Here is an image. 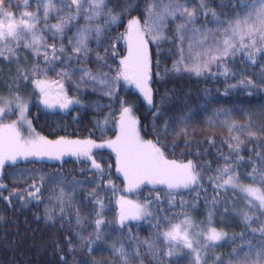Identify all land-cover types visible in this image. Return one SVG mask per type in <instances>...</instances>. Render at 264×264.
I'll return each instance as SVG.
<instances>
[{
  "label": "snow or ice",
  "instance_id": "obj_1",
  "mask_svg": "<svg viewBox=\"0 0 264 264\" xmlns=\"http://www.w3.org/2000/svg\"><path fill=\"white\" fill-rule=\"evenodd\" d=\"M188 4L189 0H167V2L154 0L148 6L143 22L140 16H131L127 20L124 33L115 38L108 36L107 39L110 41L124 40L127 45V55L118 60L116 68H111L105 57L99 52L96 53V60L104 61V67L110 68L112 73L110 75L108 72L94 74L91 69L71 67V65L73 61L87 60L92 52L89 41L95 39L99 47L101 36L108 31V27L120 23L122 16L130 14L134 6L130 5L120 12H115L108 7L107 0H61L59 4L53 3V0H37L36 11L25 10L17 13L14 9L29 8L30 0H23L22 5L17 3V0H0V59L7 63H16L15 74L10 75L12 83L6 85L7 94L0 93V189L7 188L3 183L6 165L14 167L25 162L52 160L62 162L65 156H72L90 166L88 169H79L80 173L87 171L93 174L84 180L76 177L69 180L59 171L45 174L39 169H19L20 173H30L25 181L27 187L24 193L16 191L9 193L8 197H3L9 205H12L13 199L17 198L24 206L33 201L39 204L42 202L41 193L45 184L54 185L58 192L54 190L47 199L55 201L60 206L59 216L63 220L64 206L71 205L77 187H82L85 183L94 184L88 195L94 204L95 218L89 220L88 217L81 216L79 209H76L75 227L63 229L61 225L62 230L71 231L72 234L65 236L62 242H54V255L59 257L60 264H69L67 258L62 255L65 250L73 253L80 249L91 253L95 250L94 246L107 244L108 234L104 231V227L110 226L113 222L105 219V210L110 205H106L105 199L100 195L102 191L111 193L108 199L114 202L117 209L114 223L118 228L123 229L133 221L139 222L146 218L155 220L153 225L155 232L150 239L145 238L141 241L139 237H132L129 229V237L138 242L134 252L137 258L139 245L142 244L157 257L171 258L174 250L180 248L190 257L188 264H208L210 249L220 247L228 241L234 243L237 238L241 240L244 238L243 232L237 237L235 233L229 235L223 228L214 226V210L220 203L218 197L214 196L211 199L206 219L196 222L188 212L183 211L187 202L183 198L177 201L174 195L193 186L202 187V169L208 162L200 164L192 159H169V154L174 153L176 144L175 141L169 144L166 138H162V134L166 137L168 133L169 123L165 121L161 130L156 120L162 115L161 108L166 106V102L171 97L165 92L159 98L160 107L154 102L150 44L157 45V54H159L158 45L166 39L163 35L166 22L169 19L179 18L183 21L177 23L175 29L177 39L181 41V46H178L177 50L179 59L173 62L170 71L173 73L183 71L197 77L218 74L225 79L229 76L234 77L235 73L224 63L227 59H234L239 53L245 56L247 62L255 64L257 56L264 58V0H236L232 5L233 17L224 19L220 18L221 13L208 8L205 0H200L199 11L196 7L190 8ZM61 12L64 13L63 16H60ZM50 13L56 14L59 23H47ZM81 15L87 21L104 17V25L89 23L78 28L76 34L68 38V45L65 47L63 44L65 28ZM198 15H211L217 27L215 29L205 26L195 27ZM41 24L43 27H39ZM190 26L195 42L188 43V50L185 53L182 46L185 36L181 33L189 31ZM45 32L51 35L53 41L59 37L60 45L57 46L55 42L49 43L44 35ZM205 45L209 46L205 47ZM194 48L198 50L194 51ZM21 49L29 53L32 59L28 60L27 56L22 57L19 54ZM109 50L113 58L119 55L115 43L105 48V55ZM22 59L23 64L20 63ZM60 64L64 67L58 69L57 65ZM156 66H160L158 60ZM212 66L222 68V71L214 73ZM77 71L82 73L79 77L81 82L99 83L106 89L104 94L109 98H118L121 82L134 86L149 109H156L152 114L151 128L148 125L143 126L145 135L150 132L153 138L145 139L141 134V122L135 115L136 106L124 99H118V118L113 115L111 104L107 105L109 112L102 118H95V129L89 130L88 136L84 138L57 136L55 139H49L37 133L32 121L28 119L30 99L35 98L38 106L53 112L57 110L67 112L74 106L82 107L83 104L79 99L68 95L63 83L64 80H70ZM50 72H55L58 79H52L49 76ZM261 75L264 76V68ZM22 85L31 86V97L22 94ZM238 86L264 88V79L260 85H257L251 78L245 77L238 84L229 85V88ZM211 103L212 99L205 91L199 103L190 107L186 104L188 110L182 115L173 117L183 125L176 135L189 136L188 122L199 112L209 109ZM103 107L105 105L97 102V110ZM13 116L16 118L9 119ZM220 117L224 118L221 120ZM206 119L209 125H216L219 121L220 126L227 128L229 135L222 142L230 153L229 155L219 153L224 163L215 169L216 175L207 177V181L212 184L214 192L219 193L221 190L225 193L239 192L245 198L247 208L259 211L260 215L264 216V154L255 152L256 159L253 160L250 156L247 161L240 155L241 145L244 143L240 133L243 132L250 141L264 140V127H261L259 132L254 131L250 121L247 124L240 123L232 118L230 110L223 108L213 109L212 115L207 116ZM6 120L8 122H5ZM109 130L114 132L113 136L106 135ZM206 139L210 145L215 144L214 137L209 136ZM191 142L186 140L185 144ZM106 150H109L110 155H114V163L109 162L102 154L96 155ZM195 154L199 156L200 152L197 151ZM181 155L186 153L182 152ZM245 162L251 166V170L241 174L239 167ZM113 168L124 181L122 186H118L111 178ZM20 179L25 178L21 176ZM242 180H250L251 183L245 184ZM146 184L154 188L162 186L169 207L174 208L179 204L181 211L158 219L155 212L161 210H153L152 200L140 202L128 198L137 195ZM154 202L156 204L162 202L159 192L155 193ZM224 211L227 214V208ZM240 215L245 227L249 228L253 236L258 234L259 240L255 244L245 241L238 248H233L229 256L236 259L225 260L222 254L212 252L214 264H264V226L251 228L253 216L248 212H241ZM45 219L52 224L57 222L53 210L47 207ZM88 226L92 227V231L85 235ZM161 243L166 247L160 248ZM108 247L119 257L120 264H131L130 253L125 249L122 241H114ZM241 252H243L242 257ZM157 264H164V260H158Z\"/></svg>",
  "mask_w": 264,
  "mask_h": 264
},
{
  "label": "trees",
  "instance_id": "obj_2",
  "mask_svg": "<svg viewBox=\"0 0 264 264\" xmlns=\"http://www.w3.org/2000/svg\"><path fill=\"white\" fill-rule=\"evenodd\" d=\"M37 0H30V7L24 9L23 7L14 9L17 13L21 11H36L35 4ZM56 3H60L61 0H55ZM154 0H107L108 7L115 12H120L121 9L134 6V10H130V14H125L121 18V22L115 25H111L108 31L104 33L99 41L100 46H97V42H91L89 48L92 49L90 56L87 60H80L79 62L73 61L71 67H83L91 69L94 74L98 72H108L112 74L110 68L104 67V61L96 60V53L99 52L101 56L105 57L107 64L111 68L117 67V62L120 58L127 55V45L124 40L115 41L108 40L107 37L111 36L115 38L121 33L125 32L127 20L131 16H140L143 22L146 16V10ZM17 3L22 5L23 0H18ZM200 0H189L188 6L190 8L196 7L199 11ZM208 8L221 13V19L232 18L233 8L232 5L236 3V0H205ZM223 5V7H221ZM239 11V9H237ZM60 16H63L60 14ZM56 14L52 15L48 21L56 20ZM82 19V18H81ZM81 19L72 24V28L65 29V38L63 44L65 47L68 45V38L71 37L74 28L81 23ZM211 15L203 16L198 15L195 27L200 28L205 26L207 28L215 29L217 25L213 22ZM183 23L182 20L177 18L176 20L169 19L166 23V27L163 29V35L166 39H163L159 43V54H157V45L155 43L150 44V50L153 60V76H152V88L154 92V102L157 107L159 105L160 96L165 92L169 94L171 99L166 102V106L161 108L162 115H160L156 124L158 128L162 130V126L167 121L169 123V130L166 137L162 134V138H166L168 143L171 144L175 141L176 148L174 153L169 154V159H192L200 164L208 162L203 167V178L200 186H193L190 189L182 190L175 193L177 201L183 198L186 201V206L183 211H188L194 208L196 217H199L201 221L205 220L204 213L209 210L211 199L215 196L218 197L220 203L215 208L214 226L223 228L225 231L232 235L235 233L239 237L240 233H244L243 240L237 238L235 242L228 241L223 243L220 247H216L210 250L208 255V264H214L211 253L222 254L225 260L236 259V257H230L229 254L233 248H238L245 241H251L253 244L259 240V235L253 236L249 228L245 227L243 219L239 218L238 214H231L228 210L233 207L230 200L225 198V192H214L212 184L207 181L208 176L216 175L215 169L222 165L224 161L220 159L219 153L229 155V149L222 142L224 138H227L229 133L227 128L219 125L217 121L216 125H209L207 123V116L212 115V110L216 108H223L230 110L232 118L240 123L247 124L251 122V128L254 131L259 132L261 127H264V88H244L236 87L229 88V85L238 84V82L245 77L251 78L257 85L261 84L264 76L261 75L262 68H264V58L260 56L256 57V63L252 64L247 62L245 56L237 53L236 57L229 58L224 63L235 73V76H229L225 79L221 75L216 76H201L197 77L193 74L185 72L173 73L171 68L173 62L179 59L178 46H181V41L177 39L176 24ZM49 24V23H48ZM39 27H43L41 24ZM185 36L183 47L185 53L188 50V43L195 42V36L191 32V26L189 31L181 33ZM44 35L48 38V42H55L57 46L60 45L61 40L59 37L53 41L51 35L45 32ZM115 43L116 50L119 55L113 58L111 50L105 55V48L109 44ZM209 46V45H207ZM205 46V47H207ZM194 51L198 49H193ZM31 56V55H30ZM32 59V58H30ZM160 62V66H156V61ZM1 61V59H0ZM4 62V60H3ZM1 63V62H0ZM64 65H57V68H62ZM166 69L168 71H166ZM222 68L212 66V72L219 73ZM159 73V75H157ZM81 72H75L70 80H64L65 88L70 97H76L79 99L83 106H75L67 112L57 110H46L43 106H38L36 100L30 105L28 116L32 121L34 129L42 136H46L49 139H55L57 136H69L71 138H84L88 136L89 130L95 129V118H102L104 114L109 112L107 105L111 104L113 115L119 117V103L118 99H124L130 103L135 104V115L141 122V134L145 139H152V135L149 132L145 135L143 126L148 125L151 128V122L153 119V112L155 108L149 109L146 102L143 100L138 90L132 85H125L121 82L118 92V98H109L104 93L106 91L99 83L81 82L79 77ZM49 76L52 79H58L55 72H50ZM207 91L208 96L212 99V103L209 109L199 112L194 119L188 122L190 135L185 137L183 135L177 136L180 127H183L179 121L173 119V117L182 115L188 110V107L199 103L200 98ZM97 102L105 105V107L96 109ZM188 105L186 107L185 105ZM76 117V119H73ZM11 118V117H10ZM16 117L13 116L12 119ZM224 117H220L222 120ZM194 130V132H193ZM247 131V129L245 130ZM75 134V135H73ZM99 133H97V136ZM107 136H113L114 132L109 130L106 133ZM241 139L244 143L241 145L240 155L247 161L248 157L256 159L255 152H261L264 154V140L250 141L247 139L243 132L240 133ZM212 136L215 139V144L210 145L207 142L206 137ZM96 138V137H93ZM186 140H191L189 144H185ZM254 150V151H253ZM199 151L200 155L195 153ZM186 155H181V153ZM104 155L109 162L114 163V155L109 154V150L103 153H96L97 156ZM259 163V162H257ZM90 166L82 160H77L75 157H65L63 161H47L36 163H20L14 167L7 166L4 169L3 183L7 185L6 189H0V264H60L59 257L54 255V242L63 241L65 236L71 235V231H64L63 229H72L75 227L76 209H79L81 216L88 217L89 220L95 218L93 211L94 204L88 195V192L94 187L92 183H85L82 187L78 186L77 190L73 194L71 205L64 206V219L61 220L60 206L55 201H49L47 197L53 194V191H57L54 185L45 184L41 193L42 202L37 204L34 201L27 206L21 204L20 200L13 199L12 205L6 203L3 197H8L9 193L20 191L24 193V189L27 187V177L30 175L28 172L20 173L19 169H39L41 173L62 172V174L69 180L72 177L84 180L87 177L93 175L85 171L80 173L79 169H88ZM250 171L251 166L248 163H242L239 167L241 174L245 171ZM37 175V173H31ZM119 173H116L113 168L112 179L118 185L122 186L124 181L119 178ZM23 176L25 179L21 180ZM30 182V181H28ZM242 182L248 184L250 180H242ZM70 191V189H66ZM159 192L161 196V203L155 204L154 211L160 209L161 211L155 212L158 219H162L164 215L172 216L174 213L181 211L179 204L176 207L171 208L168 205V199L163 187L153 188L151 186H142L137 195L141 201L154 200L155 193ZM229 191L227 192V194ZM100 195L105 199L106 205L110 207L106 208L104 216L107 221L113 222L110 226H105L104 231L108 234L107 244L101 246H94V251L88 253L86 250L77 249L73 253L65 250L64 255L69 264H120L119 257L109 249L108 245L114 241L120 240L124 243L125 249L130 253L129 260L131 264H157L160 259L164 260V264H188L190 257L186 254H173L171 258L157 257L146 246L139 245V257L134 255L135 250L138 247V242L135 239L129 237V229L131 230L132 237H139L142 241L145 238H152L155 229L153 225L155 220L146 218L143 221L131 222L127 227L120 229L114 221L116 218V207L114 202L110 201L108 197L111 196L110 192L102 191ZM26 198V196H25ZM207 200V202H206ZM50 208L53 210L56 216L57 222L55 224L49 223L45 219V209ZM227 208V216H225V209ZM222 214V217H221ZM224 214V216H223ZM205 218V219H204ZM225 218V219H223ZM264 226V221L261 218L254 217L251 224V228H259ZM92 231V227L88 226L85 235ZM160 248L166 246L161 243ZM66 249V246H65ZM247 251V249H244ZM243 256V252L240 253Z\"/></svg>",
  "mask_w": 264,
  "mask_h": 264
},
{
  "label": "rangeland",
  "instance_id": "obj_3",
  "mask_svg": "<svg viewBox=\"0 0 264 264\" xmlns=\"http://www.w3.org/2000/svg\"><path fill=\"white\" fill-rule=\"evenodd\" d=\"M17 1H18V0H17ZM164 2H167V0H164ZM53 3H55V4H59V3H56L55 0H53ZM54 14H55V13H50V14H49V19H50V17H51L52 15H54ZM60 14H61V15H64L63 12H61ZM81 18H82V19H81ZM79 19H81V23H79L78 26L74 28V31H73L71 37H73V36L76 34L78 28L83 27V26H85L86 24L91 23V24H99V25L103 26V25H104V22H105V18H104V17H101L100 19H98V20H94V21H87V20H85V19L83 18V15H81L80 18L71 21L70 26H69V27H66V28H67V29L72 28V24H73L74 22L78 21ZM47 23H49V24H57V23H59V19L57 18L56 20H53V21H47ZM166 23H167V22H166ZM39 26H40V25H39ZM110 27H111V26H109L108 28H110ZM66 28H65V29H66ZM103 35H104V34H103ZM103 35H102V36H103ZM102 36H101V38H102ZM93 41H94V42H97L95 39H92V40L89 41V45H90V43L93 42ZM205 46H207V45H205ZM19 54H20L22 57L27 56L28 60H31L30 58H32V57L30 56V54H29V53H26L25 51H23V49H21V52H20ZM6 55H7V53H6ZM0 62H1V63H0V93H3V94L6 95V94H7V87H6V85L12 83V80L10 79V75H14V74H15L16 63H15V62H13V63H7L6 61L3 62L2 59H1ZM20 63L23 64V63H24V60L22 59V60L20 61ZM63 83H64V85H65V82H64V81H63ZM22 94L31 97V86H30V85H28V86H23V85H22ZM34 100H35V98H31V99H30L29 108H30V105H32V103H33ZM74 107H75V106H74ZM74 107H72V108H74ZM70 109H71V108H70ZM70 109H69V110H70ZM9 119H12V117L9 118ZM28 119H30L29 116H28ZM5 122H8V121L6 120ZM33 128H34V127H33ZM35 131H36V130H35ZM36 132H37V131H36ZM37 133H38V132H37ZM25 135H27V132H26V131H25ZM65 157H69V156H65ZM52 161H55V160H52ZM242 183H244V182H242ZM245 184H246V183H245ZM144 186H151V187H153L152 185H147V184L144 185ZM158 187H162V186H156L155 188H158ZM153 188H154V187H153ZM128 198H129V199H132V200H138V201H140V202H143V201H141V200L139 199V197H136V196H133V195H132V196H129ZM225 198H226L227 200H228V199H232V200H230V201H231V203L233 202V204H232L233 207H230V208L228 209V210L231 212V214H236V213H237L238 216H239V218L242 219V217H241V215H240L241 212H248L250 215L253 216V218H254V217H258V218H261V219L264 221V216H261L259 211H256V210L251 209V208H247V207L245 206V198H244L239 192L229 191L228 194H227V193L225 194ZM152 201H153V210H154V209H155L154 205H155L156 203L154 202V200H152ZM209 205L211 206V203H209ZM186 212L189 213V215L192 217V219H193L194 221H196V222H200V221H201V220L199 219V217H196V215H195L196 211H195L194 208H191L190 210H188V211H186ZM207 213H208V211H206V212L204 213V216H205V217L207 216ZM223 216H224V214H223ZM225 216H227V214H226ZM221 217H222V214H221ZM204 219H205V218H204ZM213 219H214V218H213ZM223 219H225V218H223ZM143 220H145V219H143ZM143 220H141V221H143ZM210 250H212V249H210ZM210 250H209V252H210ZM174 254H181V255H184V254H186V253H185V251H184L183 249L177 248V249L174 250Z\"/></svg>",
  "mask_w": 264,
  "mask_h": 264
}]
</instances>
